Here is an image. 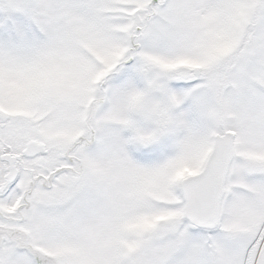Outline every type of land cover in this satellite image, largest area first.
<instances>
[{
	"label": "snow or ice",
	"instance_id": "obj_1",
	"mask_svg": "<svg viewBox=\"0 0 264 264\" xmlns=\"http://www.w3.org/2000/svg\"><path fill=\"white\" fill-rule=\"evenodd\" d=\"M0 264H264V0H0Z\"/></svg>",
	"mask_w": 264,
	"mask_h": 264
}]
</instances>
